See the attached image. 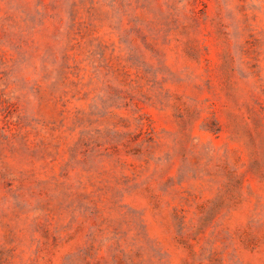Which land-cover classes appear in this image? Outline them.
<instances>
[{"label":"rangeland","instance_id":"374dc122","mask_svg":"<svg viewBox=\"0 0 264 264\" xmlns=\"http://www.w3.org/2000/svg\"><path fill=\"white\" fill-rule=\"evenodd\" d=\"M0 264H264V0H0Z\"/></svg>","mask_w":264,"mask_h":264}]
</instances>
